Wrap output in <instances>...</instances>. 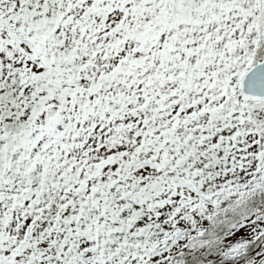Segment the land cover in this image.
Segmentation results:
<instances>
[{
  "label": "snow or ice",
  "instance_id": "6c2138e0",
  "mask_svg": "<svg viewBox=\"0 0 264 264\" xmlns=\"http://www.w3.org/2000/svg\"><path fill=\"white\" fill-rule=\"evenodd\" d=\"M0 264H264V0H0Z\"/></svg>",
  "mask_w": 264,
  "mask_h": 264
}]
</instances>
